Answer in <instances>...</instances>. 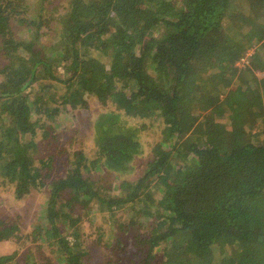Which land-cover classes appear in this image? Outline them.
Returning a JSON list of instances; mask_svg holds the SVG:
<instances>
[{
    "label": "trees",
    "instance_id": "obj_1",
    "mask_svg": "<svg viewBox=\"0 0 264 264\" xmlns=\"http://www.w3.org/2000/svg\"><path fill=\"white\" fill-rule=\"evenodd\" d=\"M24 1L0 0V183L17 199L45 195L30 231L44 242L38 251L87 264L80 219L96 213L89 227L112 250L123 249L129 229H143L136 264H264V0H66L50 22L23 16ZM39 3L52 6L48 14L59 9ZM16 25L28 38L16 37ZM43 28L56 40L42 42ZM85 94L116 106L94 123L97 158L74 151L51 176L53 154L38 157L34 136L50 134L42 117L89 110ZM152 116L162 141L143 174L124 180L145 127L127 118ZM161 144L168 149L158 153ZM94 161L120 175L123 193L102 194L89 173ZM17 232L18 220L0 217V242ZM13 256L0 264H19ZM44 256L29 253L27 264H51Z\"/></svg>",
    "mask_w": 264,
    "mask_h": 264
},
{
    "label": "rangeland",
    "instance_id": "obj_2",
    "mask_svg": "<svg viewBox=\"0 0 264 264\" xmlns=\"http://www.w3.org/2000/svg\"><path fill=\"white\" fill-rule=\"evenodd\" d=\"M173 5L178 4V0H168ZM39 0H25L24 8L22 9V15L34 19L40 13L44 18H47L50 22L54 15L57 18H62L67 9L66 0H53L59 6V9L53 10V14H48L46 10L51 8V5L45 4L46 10L41 9ZM56 23L52 20L48 25L51 27ZM44 34L41 35V41L48 44L51 41L56 40V35L51 32V29H44ZM28 31L21 28L19 25L15 26V35L18 38H28ZM257 46V45H256ZM255 46V47H256ZM254 48V47H253ZM253 52L252 49L249 50ZM97 56L100 54L95 53ZM95 55V56H96ZM106 62V59H104ZM246 60V59H245ZM246 61H236V65L243 66L248 63ZM4 62V58L0 54V67ZM209 62V66H211ZM59 71L62 70L59 68ZM262 75V73H258ZM56 86L55 90L60 91L61 85L54 83ZM85 98L88 102V109H77L73 112L65 113L62 112L59 116L54 119H47L42 117L45 121L44 129L47 128L49 131L48 137L42 136V129L37 131L34 139L37 143V154L40 158H47L53 154V166L51 168V176L62 175L65 170L67 156H73V152L83 153L85 158L89 160H95L97 158L96 147L94 145L95 130L94 123L98 116L115 110L116 106L112 103H106L102 105L97 97L92 94H85ZM121 112V111H116ZM128 123L135 126L145 125L139 133V139L141 142L142 151L140 154L135 156L130 164L129 169L126 171L125 179L133 181L143 174L146 168V164L151 161L155 148L159 145L161 140L162 122L159 118L152 116L150 118L137 117L127 118ZM24 139H28V135L23 136ZM168 149L167 144H161L158 148V153L165 152ZM65 164V165H64ZM47 171V170H45ZM43 171V173L45 172ZM90 175L96 181L97 185L101 187L102 194L110 196H118L124 192L121 185L120 175L108 170H101L97 161H94V165L90 166ZM50 180V179H49ZM48 180V181H49ZM143 200L148 199L147 195L141 191ZM45 195L38 191H33L24 197L17 199L13 192V187L9 183H0V217L3 219H15L19 223V232L14 237L0 242V255L14 254L13 261L19 264H27V256L30 253L33 261L42 262L47 255L50 258L51 264H66L62 256L56 254L48 255V251L41 253L38 251V244L44 243L40 240L32 242L30 239V231L36 225L39 217L43 215L45 208ZM127 207L123 206V209H117L114 212V217L118 220H123L124 212ZM95 210V208H94ZM99 213V212H98ZM106 213V212H104ZM95 214L91 213L88 217H82L80 219V232L82 233L81 239L83 240L81 247L87 248L89 251V257L86 258L87 264H108L110 261H117L119 264H134V248L136 242V236H142L143 229H129L122 237L124 247L122 250H112L113 248L108 244L109 238H104L102 242L96 237V231L92 226L97 227L95 221ZM109 214V213H106ZM110 215V214H109ZM106 221L101 220L100 224L104 225L106 229L107 222L112 221V218L107 216ZM92 225L91 227H89ZM102 227V229H104ZM64 228V227H63ZM66 230L64 234L68 235L67 238L72 243L74 238ZM101 232V231H100ZM104 233H107V229ZM35 259V260H34ZM136 264V263H135Z\"/></svg>",
    "mask_w": 264,
    "mask_h": 264
},
{
    "label": "built area",
    "instance_id": "obj_3",
    "mask_svg": "<svg viewBox=\"0 0 264 264\" xmlns=\"http://www.w3.org/2000/svg\"><path fill=\"white\" fill-rule=\"evenodd\" d=\"M251 53H250V51H248L247 53H246V55H250ZM248 59L246 56H243V57H241L239 60L240 61H246V60Z\"/></svg>",
    "mask_w": 264,
    "mask_h": 264
}]
</instances>
